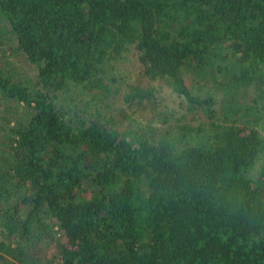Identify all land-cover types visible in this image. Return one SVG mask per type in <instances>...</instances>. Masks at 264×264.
<instances>
[{
    "label": "trees",
    "instance_id": "16d2710c",
    "mask_svg": "<svg viewBox=\"0 0 264 264\" xmlns=\"http://www.w3.org/2000/svg\"><path fill=\"white\" fill-rule=\"evenodd\" d=\"M8 48L0 264H264V0H0Z\"/></svg>",
    "mask_w": 264,
    "mask_h": 264
},
{
    "label": "rangeland",
    "instance_id": "374dc122",
    "mask_svg": "<svg viewBox=\"0 0 264 264\" xmlns=\"http://www.w3.org/2000/svg\"><path fill=\"white\" fill-rule=\"evenodd\" d=\"M10 49L8 48V50L6 51L7 54H5L2 58V60L0 61V67L2 66H6L8 62H15L16 65H17V70L21 71L25 68L27 74H26V77H31L33 76V71H32V67L30 65H27V64H23L21 59L19 62V58H17V55L16 57H14V55H10ZM24 80H27L24 78ZM163 94H164V102L169 104L170 106H175L177 105V101H176V98L174 97V94L170 91H168L167 89L163 90ZM49 253H53V250L51 248H49L47 250Z\"/></svg>",
    "mask_w": 264,
    "mask_h": 264
}]
</instances>
